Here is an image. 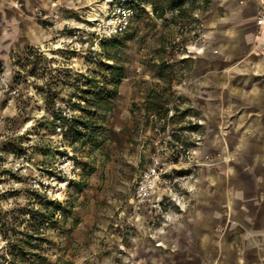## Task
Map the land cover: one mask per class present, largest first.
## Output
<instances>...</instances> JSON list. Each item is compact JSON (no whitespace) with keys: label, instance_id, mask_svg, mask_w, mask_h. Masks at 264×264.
<instances>
[{"label":"rangeland","instance_id":"1","mask_svg":"<svg viewBox=\"0 0 264 264\" xmlns=\"http://www.w3.org/2000/svg\"><path fill=\"white\" fill-rule=\"evenodd\" d=\"M77 1L0 0V264L5 231L35 213L54 216L41 227L48 264H202L193 224L218 210L238 157L224 106L209 121L192 104L212 0H126L130 26L108 40L91 30L106 0ZM78 118L95 125L85 145ZM224 215L216 240L235 223L229 201Z\"/></svg>","mask_w":264,"mask_h":264},{"label":"crops","instance_id":"2","mask_svg":"<svg viewBox=\"0 0 264 264\" xmlns=\"http://www.w3.org/2000/svg\"><path fill=\"white\" fill-rule=\"evenodd\" d=\"M73 1L29 0L53 10L76 6ZM86 1L93 2L81 0ZM258 9V0H212L202 15L206 43L192 70L198 91L192 104L209 121L220 119L224 106L234 121L230 138L238 155L228 187L222 186L218 210L203 213L202 225L193 224L200 238L190 244L201 250L202 264H264V55L252 53ZM227 201L235 223L225 240H216L212 224L225 221Z\"/></svg>","mask_w":264,"mask_h":264},{"label":"trees","instance_id":"3","mask_svg":"<svg viewBox=\"0 0 264 264\" xmlns=\"http://www.w3.org/2000/svg\"><path fill=\"white\" fill-rule=\"evenodd\" d=\"M174 6H179L183 3V0H171ZM137 5H140L137 2ZM154 11H157V7H154ZM107 68L112 71L115 78L121 80L125 74L122 67L116 65H108ZM90 93L94 95H101L104 97V89L98 85L97 81L89 82ZM96 104H94L95 106ZM61 119V115L58 117ZM95 125L93 121L89 119L78 118L75 120L71 133L74 137L73 144L76 142H81L85 145L91 139L94 133ZM32 217V221L28 222L23 230L16 231L13 230V237H11V232L6 230L4 237H10L8 244L6 246L5 252L3 253L4 262L2 264H48L47 257L44 252L43 240L44 233L41 231L42 225L45 221L54 218L53 215H37L35 213ZM10 233V235H9Z\"/></svg>","mask_w":264,"mask_h":264},{"label":"built area","instance_id":"4","mask_svg":"<svg viewBox=\"0 0 264 264\" xmlns=\"http://www.w3.org/2000/svg\"><path fill=\"white\" fill-rule=\"evenodd\" d=\"M259 9L256 17L257 23V34L253 45V49L257 55H264V0H258ZM107 14L101 19H94L93 35L96 39L108 40L111 39L124 31H126L131 23V17L135 14L136 9L133 4H129L126 0H121L118 4L116 0H110L108 3ZM156 165L158 161H156ZM154 171L156 168L153 169ZM150 177V173L146 175ZM150 185L144 184L140 188V192L144 196L150 195Z\"/></svg>","mask_w":264,"mask_h":264},{"label":"bare ground","instance_id":"5","mask_svg":"<svg viewBox=\"0 0 264 264\" xmlns=\"http://www.w3.org/2000/svg\"><path fill=\"white\" fill-rule=\"evenodd\" d=\"M110 0H106V2L108 3Z\"/></svg>","mask_w":264,"mask_h":264}]
</instances>
